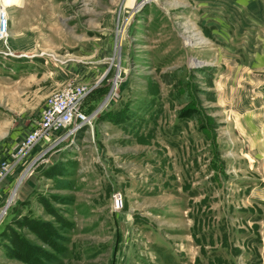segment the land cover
I'll list each match as a JSON object with an SVG mask.
<instances>
[{"label":"rangeland","instance_id":"obj_1","mask_svg":"<svg viewBox=\"0 0 264 264\" xmlns=\"http://www.w3.org/2000/svg\"><path fill=\"white\" fill-rule=\"evenodd\" d=\"M0 2V264H264V0Z\"/></svg>","mask_w":264,"mask_h":264},{"label":"built area","instance_id":"obj_2","mask_svg":"<svg viewBox=\"0 0 264 264\" xmlns=\"http://www.w3.org/2000/svg\"><path fill=\"white\" fill-rule=\"evenodd\" d=\"M0 40L6 35V12L0 9ZM88 89L84 85L67 83L52 91L46 99L45 107L37 124L24 138L19 148V153L30 149L51 130L60 127L77 129L90 121L89 116L83 110V104ZM0 173L6 171L2 166Z\"/></svg>","mask_w":264,"mask_h":264},{"label":"bare ground","instance_id":"obj_3","mask_svg":"<svg viewBox=\"0 0 264 264\" xmlns=\"http://www.w3.org/2000/svg\"><path fill=\"white\" fill-rule=\"evenodd\" d=\"M0 9H3V5H2V3L0 2ZM16 192H17V190H16ZM15 192V193H16ZM15 195V194H14Z\"/></svg>","mask_w":264,"mask_h":264}]
</instances>
